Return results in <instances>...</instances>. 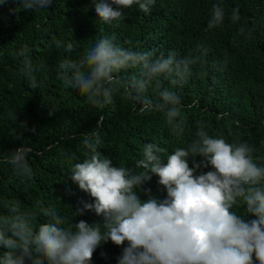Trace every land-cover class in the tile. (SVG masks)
Segmentation results:
<instances>
[{"label": "clouds", "instance_id": "clouds-1", "mask_svg": "<svg viewBox=\"0 0 264 264\" xmlns=\"http://www.w3.org/2000/svg\"><path fill=\"white\" fill-rule=\"evenodd\" d=\"M92 2L97 18L112 25L119 24L125 18L124 10L134 5L151 14L156 0ZM54 3L56 0H20L23 9L35 12L50 9ZM225 16V8L213 4L207 30L222 26ZM230 19L239 22V8L232 10ZM52 43L65 53H75L78 48L72 41L54 39ZM12 55L21 58V73L28 86L33 90L41 87L29 49L21 47ZM200 60V55L191 53L179 56L170 51L165 55L126 48L113 33L101 36L77 58L62 60L57 78L100 110L112 103L124 84L139 113H162L172 134L179 135L183 131L182 97L163 81L174 86L187 83ZM128 73L127 78L122 75ZM102 121L103 116L97 128L85 135V158L69 171L72 181L93 198L76 215L91 210L104 222L89 225L80 220L65 226V218L54 207H46L40 212L46 220L34 228L36 213L22 208L15 199L5 201L0 212V264H91L97 247L108 240L117 246L127 241L118 264H264V164L258 163L253 146L212 136L200 125L187 147H178L165 157L163 148L147 143L141 159L131 166H118L100 151ZM32 151L25 141L6 157L22 183L33 178ZM196 157L204 159L196 162ZM202 165H210L212 170L197 174ZM153 175L166 190L163 199L144 187ZM141 193L147 198L142 199ZM237 208H243L244 215L234 210ZM246 215L255 218L246 220Z\"/></svg>", "mask_w": 264, "mask_h": 264}, {"label": "trees", "instance_id": "trees-1", "mask_svg": "<svg viewBox=\"0 0 264 264\" xmlns=\"http://www.w3.org/2000/svg\"><path fill=\"white\" fill-rule=\"evenodd\" d=\"M217 3L225 8V21L209 31L207 22ZM94 7L92 0H56L50 9L35 12L23 9L20 0H0V212L5 201L15 199L37 214L34 228L46 220L40 215L46 207H54L65 218V226L80 220L102 224L103 217L94 211L76 215L93 198L72 181L69 171L85 158L82 141L97 128L101 116L100 151L114 165L131 166L142 158L147 143L159 145L166 157L178 147H187L200 125L230 143H249L258 163L264 164V0H156L151 14L134 5L124 10L119 24L112 25L100 21ZM235 8L240 10L237 23L230 19ZM113 33L126 48L201 56L187 83L174 86L163 81L182 97V133L173 135L162 113H139L124 84L112 103L100 110L57 78L62 60L77 58L101 36ZM54 39L72 41L77 51L57 49ZM25 46L38 68L34 75L42 82L36 90L21 73V58L12 55ZM122 75L127 78L130 73ZM149 95L155 99L151 90ZM25 141L33 148L29 156L33 178L22 183L5 161ZM209 170L210 165H202L197 174ZM158 180L153 175L144 187L163 199L167 193ZM141 198L147 197L141 193ZM234 210L244 215L243 208ZM126 246L127 241L122 246L101 242L91 264H118Z\"/></svg>", "mask_w": 264, "mask_h": 264}]
</instances>
